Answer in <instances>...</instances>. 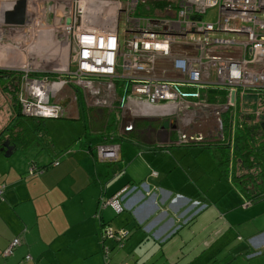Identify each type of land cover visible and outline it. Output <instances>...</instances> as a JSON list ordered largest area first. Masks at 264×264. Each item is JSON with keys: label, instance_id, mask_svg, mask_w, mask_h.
<instances>
[{"label": "crops", "instance_id": "0c3cea01", "mask_svg": "<svg viewBox=\"0 0 264 264\" xmlns=\"http://www.w3.org/2000/svg\"><path fill=\"white\" fill-rule=\"evenodd\" d=\"M59 99L65 114L83 117L82 133L59 142L45 124L46 143L21 148L0 139V264H264V197L245 203L215 158L217 171L194 177L182 148L199 144L175 143L176 132L155 117L134 118L121 134L118 107L89 105L81 89L65 86ZM10 101L5 118L0 110L6 137ZM115 141L117 159H98L94 145ZM32 159L42 169L29 172ZM121 188V212L100 204ZM106 227L115 236L103 235Z\"/></svg>", "mask_w": 264, "mask_h": 264}, {"label": "built area", "instance_id": "2783aa9c", "mask_svg": "<svg viewBox=\"0 0 264 264\" xmlns=\"http://www.w3.org/2000/svg\"><path fill=\"white\" fill-rule=\"evenodd\" d=\"M14 2L0 0V69L19 72L15 92L25 115L62 117L59 93L77 86L89 105L118 107L121 134L134 118L155 117L167 120L175 143L185 144L204 139L190 130L200 116L215 115L222 130L220 109L201 96L205 85L227 87L233 106L249 89L264 87V0H26L24 22L8 23L3 13ZM213 5L218 19L202 20ZM225 28L245 36L210 33ZM36 43L40 48L27 52ZM94 148L100 160L119 154L116 141ZM124 189L101 196L100 204L121 212ZM103 232L116 234L111 227ZM18 241L13 238L3 252Z\"/></svg>", "mask_w": 264, "mask_h": 264}, {"label": "trees", "instance_id": "16d2710c", "mask_svg": "<svg viewBox=\"0 0 264 264\" xmlns=\"http://www.w3.org/2000/svg\"><path fill=\"white\" fill-rule=\"evenodd\" d=\"M261 15H264V12ZM0 73V76H9L10 82H13L9 89L16 106L11 124L5 126L10 132L6 137L1 130L0 139L6 138L8 142L21 148L34 139L45 140V143L50 141L45 131V118L25 115L19 109L15 92L19 72L0 69ZM4 86L8 87V84L5 83ZM75 87L78 91L79 88ZM247 92V96L258 100L256 106L259 114L263 113V116L259 117L257 108L243 111L240 100L235 106L229 104L227 87L205 85L201 96L212 108L220 109L222 130H218L213 138L204 133L203 140L185 144H199L202 148L210 150L222 173L230 178L232 185L243 195L244 202L250 203L264 197V130L261 126V121L264 120V87L251 88ZM31 162L36 168L34 171L42 169L34 164L35 160L32 159Z\"/></svg>", "mask_w": 264, "mask_h": 264}, {"label": "rangeland", "instance_id": "374dc122", "mask_svg": "<svg viewBox=\"0 0 264 264\" xmlns=\"http://www.w3.org/2000/svg\"><path fill=\"white\" fill-rule=\"evenodd\" d=\"M218 12V6L213 5L211 7H208L204 13H202V20L204 21H213L215 22L217 20V13ZM1 74V73H0ZM18 79L16 78V81ZM9 76H0V97L4 100V106L0 107V110L3 111V115L1 117L5 118V113L7 112V109H5V104H11V91L9 88H11L13 85V82H10ZM5 83L8 84L7 89L2 88ZM240 104L242 105V110L245 112L252 110L254 108L258 107L256 106L258 104V100L254 97L245 96L244 99L241 100ZM0 106H2L0 104ZM12 106V105H11ZM9 108V106H8ZM256 110V109H255ZM5 115V116H4ZM121 114L117 113V121L115 122V127L117 128L118 123L120 121ZM263 116V113L259 114V117ZM45 124L48 128V130L51 132L54 139H57L59 142H65L66 140L71 138V134H77L82 133L84 130V119L81 118H71L66 111V114L64 117H47L45 118ZM191 131H201L203 134L207 133L209 137L213 138L214 134L217 133L219 130L217 127V120L215 115H209V116H200L197 118L195 123L193 124ZM211 134V135H210ZM68 142V141H67ZM35 144V143H33ZM190 143L189 145H191ZM183 159L185 160V166L188 167L192 172V174H196L199 171V174L195 175L199 181H202L204 178L209 176L211 173L217 171V168L214 163V156L210 152V150L206 148H201L196 145H191L189 147L185 146V149H183ZM217 157H219L218 154H215ZM119 214L113 215V218L118 217Z\"/></svg>", "mask_w": 264, "mask_h": 264}, {"label": "water", "instance_id": "95a60500", "mask_svg": "<svg viewBox=\"0 0 264 264\" xmlns=\"http://www.w3.org/2000/svg\"><path fill=\"white\" fill-rule=\"evenodd\" d=\"M25 7H26V0H15L11 8H8L4 11L3 13L4 20L8 23H23L25 19ZM256 11H259V9H257ZM220 30L235 31L236 29L225 28ZM234 99H235V90L231 89L230 100L232 104L235 102ZM166 124H167V120L164 119L162 121V126H165ZM261 126L264 130V120L261 121Z\"/></svg>", "mask_w": 264, "mask_h": 264}, {"label": "bare ground", "instance_id": "6f19581e", "mask_svg": "<svg viewBox=\"0 0 264 264\" xmlns=\"http://www.w3.org/2000/svg\"><path fill=\"white\" fill-rule=\"evenodd\" d=\"M36 47L37 48H40V46H39V44H35V46H34V44H29L28 46H27V52H29V51H32V50H34V49H36ZM15 55V54H14ZM8 57V56H7ZM15 57H16V55H15ZM0 62H5V56H0Z\"/></svg>", "mask_w": 264, "mask_h": 264}]
</instances>
